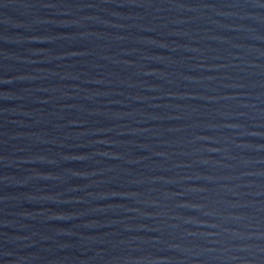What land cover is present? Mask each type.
<instances>
[{
	"label": "water",
	"instance_id": "obj_1",
	"mask_svg": "<svg viewBox=\"0 0 264 264\" xmlns=\"http://www.w3.org/2000/svg\"><path fill=\"white\" fill-rule=\"evenodd\" d=\"M0 264H264V0H0Z\"/></svg>",
	"mask_w": 264,
	"mask_h": 264
}]
</instances>
